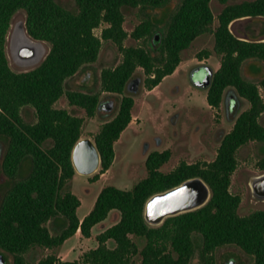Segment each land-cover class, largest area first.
Here are the masks:
<instances>
[{
	"label": "trees",
	"instance_id": "1",
	"mask_svg": "<svg viewBox=\"0 0 264 264\" xmlns=\"http://www.w3.org/2000/svg\"><path fill=\"white\" fill-rule=\"evenodd\" d=\"M218 1L225 5L216 15V27L211 0H181L169 9L165 31L157 39L155 13L173 0H75V9L56 0H0V139L6 141L1 161L6 179L0 183V249L13 256L14 264H29L26 253L30 249L55 248L78 230L90 237L92 227L113 212L118 213V219L96 235L98 245L80 259L63 261L50 253L32 264H131L136 255L139 264H189L196 251L204 264H211L215 251L227 245L252 256L253 264H264V209L241 215V197L230 191L237 151L246 143L254 141L263 146L256 164L264 171V125L259 120L264 113L259 89V85L264 88V77L256 83L242 75L246 60L264 62V39H244L230 28L239 18H264V0ZM124 7L145 11L146 17L130 33L123 26ZM19 10L26 14L27 33L49 44L44 59L24 71L10 67L5 51L12 17ZM103 22L106 25L100 35L95 34L94 29ZM202 34L214 36L213 51L220 56V65L206 88L208 104L218 107L229 88L249 104L222 137L214 159L182 161L163 172L160 168L169 160L170 150H153L145 161V177L130 188L105 185L92 209L79 218L76 210L80 199L64 187L75 173L71 150L81 137L83 118L54 104L66 95L69 104L83 107L93 116L99 96L67 91L65 80L97 59L104 40L115 43L122 53L116 66L103 68L100 73L102 89L122 95L116 114L103 122L94 136L101 154L100 172H104L113 162L115 142L132 120L134 100L125 89L137 67L144 71L145 86L152 89L175 71L181 52ZM129 36L136 40L154 38L158 43L153 48L125 45ZM210 54V50L202 49L198 57ZM25 106L35 109V122L23 119L21 109ZM48 140L51 144L46 146ZM27 159L26 173L22 174ZM196 176L211 190L203 206L168 216L157 226L146 223L144 205L151 195ZM98 177L95 173L92 179ZM56 217H60L62 229L53 234L46 223ZM137 239L145 241L142 247ZM110 240L114 246L108 245Z\"/></svg>",
	"mask_w": 264,
	"mask_h": 264
},
{
	"label": "rangeland",
	"instance_id": "2",
	"mask_svg": "<svg viewBox=\"0 0 264 264\" xmlns=\"http://www.w3.org/2000/svg\"><path fill=\"white\" fill-rule=\"evenodd\" d=\"M70 9H75V0H56ZM242 0H228L227 3L240 2ZM181 2L173 0L169 7L156 12L154 36L161 38L166 25V14L169 9ZM225 4L218 0H211L210 6L215 16L213 27L218 21L216 15ZM125 20L123 26L130 33L146 16L145 11L139 7H124ZM25 12L17 11L12 17L6 36L5 51L10 67L15 71H24L37 66L49 50V44L42 41L44 54L37 63L27 64L21 62L15 55L14 32L25 20ZM103 22L94 29L95 34L100 35ZM230 27L237 36H254L257 39L264 38L263 17H243L234 20ZM157 41V40H156ZM154 38H141L136 40L128 37L125 45L144 46L153 48L157 45ZM214 36L202 34L197 36L191 44L181 52V62L175 71L164 77L163 80L148 89L145 86V74L141 67H137L125 94L132 96V120L122 131L119 139L114 144V159L110 167L100 172L101 165L95 173L98 179L93 180L91 175H82L77 172L67 181L64 190H70L79 199L80 205L76 210L77 216L83 218L93 207L98 193L105 185H114L119 188H130L139 179L147 175L145 161L153 150H170L169 160L161 166L163 172L174 169L182 161L192 163L196 161H211L217 153L222 137L232 128L237 115L248 107V102L240 98L234 89H226L223 99L218 107H212L207 102V89L200 87L196 82L206 76V68L209 66L215 71L220 65V56L213 51ZM202 49L210 50L207 58L200 59L198 52ZM122 60V53L117 45L109 40H104L97 59L83 65L74 75L64 82L67 91L78 90L88 93H96L99 96V106L93 116H88L85 109L71 105L66 95L61 96L54 104L57 108H65L71 114L83 118L81 137H90L94 140L95 134L103 122L112 118L119 107L121 94H113L104 91L101 86L100 73L103 68L114 67ZM242 75L251 81L259 83L264 77V62L259 59H249L243 63ZM261 96L264 99V88L259 85ZM21 114L26 122L36 121V112L32 106H25ZM264 125V113L259 118ZM51 142H45L49 146ZM6 148V141L0 139V183L3 185L6 177L1 171L2 156ZM263 146L261 143L250 141L241 146L237 151V167L231 175L230 191L239 194L241 202L239 213L248 214L256 209H264V200L255 198L249 187L251 176L264 172L257 167V160L261 157ZM25 161L21 173H26ZM118 219V213H110L100 224L92 227L91 236L84 237L78 230L73 236L66 239L55 248L33 247L26 253L29 264L37 262L50 253L63 261L78 260L89 249L98 245L96 235ZM60 217L51 219L46 224L51 233H59L62 229ZM140 247L143 239H137ZM109 246H114L112 240ZM13 263V256L1 250ZM139 256L133 257L131 264H139ZM189 264H204L198 252L190 258ZM211 264H253L252 256L246 254L237 246L227 245L215 251Z\"/></svg>",
	"mask_w": 264,
	"mask_h": 264
},
{
	"label": "water",
	"instance_id": "3",
	"mask_svg": "<svg viewBox=\"0 0 264 264\" xmlns=\"http://www.w3.org/2000/svg\"><path fill=\"white\" fill-rule=\"evenodd\" d=\"M241 38L247 39V37ZM14 42L16 57L27 64L39 62L45 52L42 41L31 37L23 23L14 32ZM212 76L213 70L208 66L205 78L196 84L207 88ZM71 162L75 172L79 174L95 173L101 165V154L95 141L90 137H80L72 147ZM249 187L255 198L264 200V172L251 176ZM210 195V187L201 177L188 178L176 186L151 195L144 205V219L149 225H160L168 216L203 206L209 200ZM0 264H10L9 259L1 251Z\"/></svg>",
	"mask_w": 264,
	"mask_h": 264
},
{
	"label": "crops",
	"instance_id": "4",
	"mask_svg": "<svg viewBox=\"0 0 264 264\" xmlns=\"http://www.w3.org/2000/svg\"><path fill=\"white\" fill-rule=\"evenodd\" d=\"M236 21V20H235ZM239 37H241V36H239Z\"/></svg>",
	"mask_w": 264,
	"mask_h": 264
},
{
	"label": "flooded vegetation",
	"instance_id": "5",
	"mask_svg": "<svg viewBox=\"0 0 264 264\" xmlns=\"http://www.w3.org/2000/svg\"><path fill=\"white\" fill-rule=\"evenodd\" d=\"M130 82V81H129ZM129 84V83H128Z\"/></svg>",
	"mask_w": 264,
	"mask_h": 264
}]
</instances>
